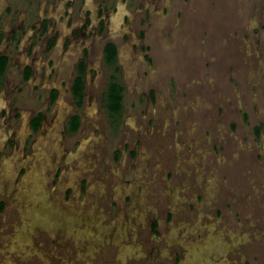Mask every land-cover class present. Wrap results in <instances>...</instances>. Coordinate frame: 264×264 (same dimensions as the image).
Listing matches in <instances>:
<instances>
[{"label": "rangeland", "instance_id": "374dc122", "mask_svg": "<svg viewBox=\"0 0 264 264\" xmlns=\"http://www.w3.org/2000/svg\"><path fill=\"white\" fill-rule=\"evenodd\" d=\"M57 3L36 50L3 42L24 16L0 0V264H264V0Z\"/></svg>", "mask_w": 264, "mask_h": 264}, {"label": "flooded vegetation", "instance_id": "af4514ba", "mask_svg": "<svg viewBox=\"0 0 264 264\" xmlns=\"http://www.w3.org/2000/svg\"><path fill=\"white\" fill-rule=\"evenodd\" d=\"M16 1V6L14 5V9L17 8V4L21 5L19 6L18 9V14H22L24 16V20L21 23H17L16 21L13 23H8L9 27L3 32V42L4 43H14V44H21L23 41H28L29 39L33 40L34 38H40V44L35 46V49L38 50V48L41 47L42 43H47L50 42L51 43V47L52 46H56L57 44V40L54 38V36L56 37V34L59 33L58 29H55L57 26V23L59 21L62 20V16L61 13H59L60 8H64L62 6V3H57L56 6H52V4L54 3V0H49L51 3L50 4H45L48 0H15ZM42 9V13L39 15L38 14V10ZM11 11L10 12H14L12 11V8L10 7ZM67 12L70 13L69 10H67ZM32 15H35V18H31ZM43 15V16H42ZM49 15V16H48ZM112 18L115 19L116 15H112L111 19L109 21V25H111L112 22ZM82 26V25H81ZM50 28H54V35L51 36V34H49V29ZM45 31V32H44ZM76 30L70 32V34H68V36L71 39L75 38L76 35ZM47 32V33H46ZM42 34V36H41ZM81 37V39H83L85 36L83 35V33H80V35H78ZM88 36V35H87ZM29 38V39H28ZM85 39V38H84ZM83 39V40H84ZM82 40V41H83ZM30 41V40H29ZM69 41H67V38L63 39L62 42H60V50L63 51L64 49H66V47L69 44ZM31 46V45H29ZM28 46V47H29ZM46 49V47H43L42 52H44ZM5 56L7 57V55H5L3 52H0V57ZM7 62H8V57H7ZM80 60L76 63L74 71H72V80L69 82V86L68 89L70 90L72 96L74 97V100L76 102V105L79 106L82 103L83 97L86 96V92L84 91V82L83 79H86V72H90L89 69H87L86 66V61H83V63H79ZM31 64H25L24 69L22 70V78H25V80L28 79H34V69L32 67H30ZM7 66V64H6ZM5 66V69H6ZM49 67V66H48ZM5 69L3 71L2 74H0V84L5 83L6 81V76H4L5 73ZM82 75L85 78H82ZM55 76V74L53 75ZM52 76V78H54ZM80 76L82 79V99L80 104H77L76 101V97L74 96V85H75V79ZM48 78H51V74H49ZM47 79V82L48 80ZM38 88V87H37ZM47 88L49 91L50 96H53L56 94L57 91V87L53 86H49L47 83ZM78 119L77 116H74ZM73 117V118H74ZM73 118L70 119L71 121V126H72V122H73ZM81 146V145H80Z\"/></svg>", "mask_w": 264, "mask_h": 264}, {"label": "trees", "instance_id": "16d2710c", "mask_svg": "<svg viewBox=\"0 0 264 264\" xmlns=\"http://www.w3.org/2000/svg\"><path fill=\"white\" fill-rule=\"evenodd\" d=\"M115 57V48L112 44H108L106 47V56L105 59L107 62H111ZM7 64V57H0V74L3 73L5 66ZM82 79L78 76L75 79L74 85V96L76 97L77 104L79 105L82 99ZM122 99H123V88L122 85L112 79L106 88L105 92V101L104 106L108 113L113 117V115H118L121 111L122 107ZM36 120L34 121V125H36ZM78 119L76 117L73 118L72 128L73 130L77 127Z\"/></svg>", "mask_w": 264, "mask_h": 264}, {"label": "bare ground", "instance_id": "6f19581e", "mask_svg": "<svg viewBox=\"0 0 264 264\" xmlns=\"http://www.w3.org/2000/svg\"><path fill=\"white\" fill-rule=\"evenodd\" d=\"M115 29H116V28H115ZM21 128H24V127H21ZM20 132H21V131H20ZM45 132H46V131H45ZM39 134H40V133H39ZM38 137H39V136H38ZM38 137H37V139H38ZM82 148H83V147H80V148H79L80 152L82 151ZM84 151H85V150H84ZM38 168H39V167H38ZM34 169H35V168H34ZM38 170H39V169H38ZM31 171H32V170H31ZM29 172H30V171H29ZM27 175H28V174H27ZM32 175H33V174H32ZM31 177H33V176H31ZM35 182H36V181H35Z\"/></svg>", "mask_w": 264, "mask_h": 264}]
</instances>
